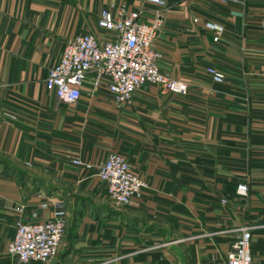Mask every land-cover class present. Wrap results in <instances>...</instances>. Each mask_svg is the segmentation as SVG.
Listing matches in <instances>:
<instances>
[{"label": "crops", "instance_id": "crops-1", "mask_svg": "<svg viewBox=\"0 0 264 264\" xmlns=\"http://www.w3.org/2000/svg\"><path fill=\"white\" fill-rule=\"evenodd\" d=\"M118 6L141 9L143 21L156 10L142 0H0V264H20L6 253L18 219L57 212L71 240L48 264H223L244 226L252 261L264 264V0H166L152 47L185 95L150 85L117 106L87 77L76 105L58 104L44 88L48 68L67 40L101 34L98 12ZM193 18L220 24L219 39ZM111 151L146 184L119 208L95 175Z\"/></svg>", "mask_w": 264, "mask_h": 264}, {"label": "built area", "instance_id": "built-area-1", "mask_svg": "<svg viewBox=\"0 0 264 264\" xmlns=\"http://www.w3.org/2000/svg\"><path fill=\"white\" fill-rule=\"evenodd\" d=\"M218 1L242 3V0ZM142 2L156 8L149 21H143L141 9L126 13L121 6L104 8L98 12L95 24L101 34L87 32L64 43L58 60L48 68L44 80L45 90L58 104L76 105L81 97L82 83L87 77L91 93L104 90L117 106H125L135 91L150 85L167 94H186L185 83L160 72L158 62L161 56L152 47L161 26L166 0ZM192 23L211 33L212 42H216L223 32L222 26L216 22L193 18ZM204 73L211 84H223V75L214 67H206ZM70 163L80 165L75 159ZM96 177L103 184L108 201L117 207L127 206L132 198L140 196L146 189V184L116 151L109 152L105 161L97 167ZM236 193L244 196L246 187L238 185ZM225 202L220 200L221 204ZM64 225L65 219L60 212L43 221L28 223L18 219L6 253L20 264H47L56 255ZM237 231L223 264H255L249 251V228L244 226Z\"/></svg>", "mask_w": 264, "mask_h": 264}, {"label": "rangeland", "instance_id": "rangeland-1", "mask_svg": "<svg viewBox=\"0 0 264 264\" xmlns=\"http://www.w3.org/2000/svg\"><path fill=\"white\" fill-rule=\"evenodd\" d=\"M166 5V4H165ZM212 67V66H211ZM66 106V105H65ZM109 154V153H108ZM107 157V156H106ZM106 159V158H105ZM72 160V159H71ZM70 160V161H71ZM75 160H77V159H75ZM69 161V162H70ZM105 161V160H104ZM103 161V162H104ZM102 162V163H103ZM71 164V163H70ZM72 165V164H71ZM100 165V164H99ZM98 165V166H99ZM74 166V165H73ZM79 166H81V164L79 165ZM78 166V167H79ZM97 166V167H98ZM96 172H97V169H96ZM96 175V174H95ZM108 204H110V206L112 207V208H119V207H117V206H115V205H113V204H111L109 201H108ZM63 215V214H62ZM63 217H64V219H65V216L63 215ZM65 225H66V219H65ZM65 225H64V229H65ZM70 234H71V230L70 229H65V231H63V237H62V239H61V242H60V245H59V247L61 248V246H63V244H70ZM58 247V248H59ZM57 257H59V253H58V250H57V252H56V255L53 257V259H56ZM52 259V260H53ZM52 260H50V261H52ZM49 263V262H48ZM47 263V264H48Z\"/></svg>", "mask_w": 264, "mask_h": 264}]
</instances>
